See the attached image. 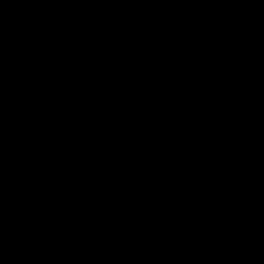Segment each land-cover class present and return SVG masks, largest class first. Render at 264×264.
Masks as SVG:
<instances>
[{
  "label": "trees",
  "instance_id": "obj_1",
  "mask_svg": "<svg viewBox=\"0 0 264 264\" xmlns=\"http://www.w3.org/2000/svg\"><path fill=\"white\" fill-rule=\"evenodd\" d=\"M0 264H264V0H0Z\"/></svg>",
  "mask_w": 264,
  "mask_h": 264
}]
</instances>
